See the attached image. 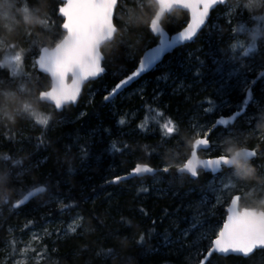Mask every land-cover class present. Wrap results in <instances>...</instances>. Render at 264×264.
Here are the masks:
<instances>
[{
	"label": "trees",
	"instance_id": "obj_1",
	"mask_svg": "<svg viewBox=\"0 0 264 264\" xmlns=\"http://www.w3.org/2000/svg\"><path fill=\"white\" fill-rule=\"evenodd\" d=\"M50 2L54 7L59 6V0ZM23 3L24 0H17V20L13 23V29H5L0 25V40L4 41V46L18 41L26 30H32L38 39L43 40L44 46H53L54 44L49 45L47 39L36 32L39 25L26 19L22 11ZM140 3L144 4V0H127L115 22L120 26L125 25L121 20L122 14L125 10L129 12L133 8H139ZM39 6V0H34L33 7ZM155 10L154 6L149 9L150 12ZM224 10L212 16V23L216 21L218 27L205 28L195 42L171 51L157 68L126 90L130 91L145 82L143 101L139 99V95H122L113 104L105 106L102 99L105 89H111L117 82L119 77L115 73L126 71L128 67L117 49L115 59L107 66L106 75L84 87L75 107L66 106L62 113H54L51 107L38 109L41 113L52 116L50 128L45 129L31 120H20L15 124L11 121H0V157L7 155L21 160V166L25 170L24 176L11 189V202H16L33 189V185L46 188L42 195L27 203L23 210H17L14 214L9 204L0 211V264H4L3 246L11 248L18 228H25L28 221H33L29 226L31 227L40 225L45 219L58 217L60 223L69 221L73 216L78 217L79 225H83L82 237L76 238L72 233L55 240L47 239L42 244L46 255L39 264H191L192 257L188 256L186 247L180 248L178 243L172 247H163V242L165 237L179 236L177 231L188 223L191 213L188 209L196 199L197 190L203 189L214 175L201 173L195 182L186 176L178 178L181 174L176 172L173 159L176 152L170 151V146L158 148L159 136L153 135L151 129L166 122L169 116L186 123L211 120L214 115L228 116L245 99L243 88H233L232 76L236 77L238 74L232 71V65L226 61V57L230 44L236 45L237 58L240 57V52L244 53L250 40L247 39L243 46L231 43L230 28H238L240 25L245 28L247 24L241 19L233 18L229 25L225 19L216 18ZM187 18V13L182 10L178 14L172 13L171 19L176 23L167 24L168 20L165 19L163 23L166 24V31L169 34L178 31ZM53 21L57 25L56 31L62 32L58 27L61 19L53 16ZM135 30L143 37L135 53L138 61L145 48L156 44L157 37L150 34L148 24ZM2 57L3 53L0 52V61ZM248 58L255 67L264 64V52L250 53ZM218 68L223 71L218 72ZM22 70L34 77L37 75L32 67L31 55L25 60ZM197 70L201 73L199 77L195 76ZM7 71L5 69L3 75ZM39 75L44 82L50 84L46 75ZM229 76L230 81L225 83V78ZM254 88L255 102L248 108L250 114L256 111L255 103H264V85L259 79ZM208 99L214 101V104L207 105L214 112L206 116L201 105ZM218 108L220 110L216 113ZM80 113L86 115L80 117ZM121 118L126 121L124 125L118 124ZM141 123L150 129L147 134L137 129V125ZM5 124L14 136L11 142L6 136ZM239 127L244 133L241 137L242 145L258 147V137L264 134V126L257 121L253 122L252 129L255 128L256 136L249 135L252 129L245 122L241 121ZM42 133L44 144L40 145L39 138ZM247 133L248 136H245ZM113 141L117 148L126 142L133 145L128 150L132 154L122 155L115 150L112 153L103 151ZM86 143L91 146V151L87 158H83L80 145ZM190 147V143L186 141L185 148ZM180 151L183 153L185 150ZM137 163H147L155 169L170 165L171 171L129 179L120 184L108 183L117 175H126ZM256 164L264 165V160L257 159ZM142 187L148 191L142 192ZM49 195L57 200L56 204L50 209L41 208L39 201ZM254 199L241 201L242 207L246 203L252 206ZM141 209L146 215L140 212ZM211 210V216L203 215L199 219L212 223L208 231L213 232L214 224L220 226L223 223L225 209L222 207ZM43 215H46L45 219L41 218ZM129 220L132 221L131 229L126 227ZM153 221L157 226L154 233L151 232ZM143 232H148L149 235L141 247L136 241ZM208 236H212V233ZM125 238L128 242H125ZM196 238L189 233L185 241L191 242ZM198 245L207 247L208 240H200ZM113 248L117 253L115 257L105 260L97 255L101 251L107 253ZM214 264H264V252H255L247 259H217Z\"/></svg>",
	"mask_w": 264,
	"mask_h": 264
},
{
	"label": "snow or ice",
	"instance_id": "obj_2",
	"mask_svg": "<svg viewBox=\"0 0 264 264\" xmlns=\"http://www.w3.org/2000/svg\"><path fill=\"white\" fill-rule=\"evenodd\" d=\"M39 2V7H33L34 0L32 2L24 0L22 11L26 19H31L39 25L36 32L47 39L49 45L54 44V47L44 46L43 40L38 39L32 30H26L18 41L0 48V52L3 53V60L0 61V97L16 101L15 110L7 113L8 121L15 124L20 120H31L45 129L50 128L52 116L45 115L38 109L51 107L54 113H62L66 106L76 104L83 87L106 75L108 64L115 59V50H119L123 62L128 67L126 71L115 73L114 75L119 77L117 82L111 89H105L102 97L105 106L113 104L127 89L142 79L161 60L163 54L173 50L177 45L186 47L188 43L195 42L205 28L218 27L212 23L214 13L225 9L228 24L231 25L233 16L243 17V9L250 12L264 9V0H247V3L235 0L231 6L229 0H150L156 11L148 22V31L158 38V45L151 49L146 48L143 57L137 61L135 53L143 37L138 34L139 31L130 27V24L138 19L135 8L128 12V24L120 26L115 22L117 14H121V8L127 0H59L58 7H54L50 0ZM139 8L144 10V4L140 3ZM181 10H187L189 16L178 32L169 36L163 21L167 19V24H175L171 14H178ZM53 16L61 18L58 27L63 32L56 31L57 25L53 21ZM251 18L264 21V15H253ZM230 31L234 33L231 39L235 40L237 35L246 32V29L240 25L238 28H230ZM248 35L250 43L244 51L245 62L236 65L235 44H230L229 50L233 54L226 57V61L232 65V71L239 75L237 86H242L245 92V99L232 113L227 117L223 114L214 115L211 120L196 123H186L169 116L166 122L151 129L153 135L159 136L158 148L170 146L169 150L176 152L177 155L173 159L176 172L181 174L178 178L186 176L195 182L202 171L214 174V181H218L219 186L230 193L226 219L222 226H218V230L212 232L214 238L205 235L208 245L198 246L197 255L202 259H198L197 264H214L217 259L241 256L248 258L257 251L264 252V165L256 164L257 159L264 160V134L258 137V147L249 148L242 145L241 137L244 133L239 127L241 121L250 129L254 121L264 126V103H255L256 111L251 114L248 112L249 106L255 102L254 86L257 79L264 83V64L260 65L262 70L255 73L251 64L246 62L249 54L257 51V41L264 47V23ZM29 55L32 56V67L37 72L35 77L22 70ZM5 69L8 71L3 75ZM217 71L222 72L223 69L218 68ZM249 71L255 73V78L248 77ZM39 73L50 77L51 83L44 82ZM200 75V71L197 70L195 76ZM139 93V99L143 101L144 89H139ZM211 104H214V101L208 99L201 105L206 116L214 112L212 107L207 106ZM85 115L86 113H80V117ZM125 123L124 118L118 121L119 125ZM5 128L6 136L11 142L14 136L7 124ZM137 129L144 134L150 131L143 123L138 124ZM249 135L256 136L255 129H252ZM186 141L190 143V149L185 148ZM39 144H44L43 133L39 138ZM131 147L133 145L126 142L117 148L116 142L113 141L108 147L103 148V151L112 153L115 150L122 155H131L132 153L128 151ZM181 149L185 151L182 153ZM80 151L83 158H87L91 146L87 143L80 145ZM201 153L206 154L207 158H200ZM21 165V160L15 157L7 155L0 157V184L13 189L17 181L24 176L25 170ZM170 171V165L154 169L150 164L137 163L126 175H117L108 183L120 184L141 177L142 174L155 176L158 172ZM45 190V187L33 185V190L27 191L23 198L18 199L16 203L10 202L14 214L17 210H23L31 198ZM140 190L148 191L144 187ZM253 198L255 199L252 206L247 203L242 208L238 206L241 201ZM140 212L146 215L143 209ZM80 219L82 220V217ZM32 224L33 221H28L25 228ZM126 227L131 229V220L127 222ZM156 227V222L153 221L151 232H156ZM192 227L195 229L196 225L193 224ZM82 228L83 225L80 224L71 227L70 231L76 238H80L83 235ZM63 234L67 235L66 232ZM188 234L187 229L180 233L181 237ZM148 235V232H143L136 243L143 247ZM34 239L39 237L34 236ZM125 242H128L127 238ZM167 242L171 243V238H168ZM11 248L5 264H21V261L15 259V253L19 251L20 255L24 256L27 246L21 249L13 240ZM31 251L35 254L37 264L46 255V251L35 247H32ZM97 255L107 260L115 257L117 253L113 248L107 253L101 251Z\"/></svg>",
	"mask_w": 264,
	"mask_h": 264
},
{
	"label": "rangeland",
	"instance_id": "obj_3",
	"mask_svg": "<svg viewBox=\"0 0 264 264\" xmlns=\"http://www.w3.org/2000/svg\"><path fill=\"white\" fill-rule=\"evenodd\" d=\"M234 2L235 0H229V6H231V4ZM241 3H247V0H241ZM16 4H17V0H0V25L1 27L3 26L5 29H13L14 27L13 23L15 20H17V17H16L17 5ZM253 15H264V10H255L254 12H250L247 9H243L242 18L237 17V16L232 17V20L233 18L241 19L244 23L247 24V26L245 27L246 32L239 33L235 40L233 39L230 40L231 43L235 42L239 46L246 45L247 39L250 40V36L248 35V33H250L253 29L259 27L261 23H264V21H257V20L254 21V19L251 18ZM216 18L225 19L226 23H228V17L226 15V10H224L221 14L216 15ZM213 24L216 25V21H214ZM231 35H232L231 36L232 38L234 33L231 32ZM4 45H5L4 41L0 40V48L4 47ZM257 51L259 53L264 52V47L261 46L259 41H257ZM232 54L233 53L231 51H228L227 57ZM243 57H244V53L240 52V57L237 58L236 60L237 66L245 62V59ZM2 60H3V57H2ZM246 62L251 64L252 68L255 69V73H258L260 71V67L253 66V62L249 58H246ZM255 73L252 71H249L247 75L251 79V78H255V77H251L252 75L255 76ZM220 79L222 78L220 77ZM225 79L227 82H229L231 78L229 76V77H226ZM232 80H234V82H232L233 88H237V89L242 88V86H237L239 75H237L236 77L232 76ZM144 83L145 82H141L140 84L135 86V88L131 89L130 91L125 92L123 94L124 97L140 95L139 89L141 88L144 89L145 87ZM262 84L264 85V83ZM133 93H135V95H133ZM219 110L220 109L218 108L215 112L218 113ZM200 122H203V121H200ZM245 136H248V133L245 134ZM200 156L207 158L206 154L204 153H201ZM153 182L156 183V180H154ZM154 188H156L155 185H154ZM229 196H230V193L224 191L223 188L219 186V182L214 181V178H211L204 185L203 189L199 188L197 190L196 199L193 200L190 208L188 209L190 210L191 213L189 212L190 214H189L188 221H187L188 223L186 224V226L182 227L179 231H177V234H179V236H176L175 238H172L171 236L165 237V240L163 242L164 243L163 247H165V245L172 247V246L177 245L178 243V245L180 244V248L182 246L187 248L186 252L189 253L188 256L192 257L191 264H197L198 259H201V257L197 255L198 246H200L198 245V243L200 240L207 241V239H205V235L212 233L211 231H208L212 223L206 222L205 220L203 219L201 220L199 218L202 217L203 215L211 216L212 215L211 209L222 208V207L227 206L230 200ZM56 202L57 200L52 195H49L43 201L40 200L39 205L41 206V208L46 207L47 209H50L54 206V204H56ZM46 215H43L41 218L45 219ZM58 220H59L58 217L57 219L50 218V219H45V221L41 223L40 225H34L29 228H24V227L18 228L17 233L14 238L16 241V244L21 249H24L27 246V250L24 256H21L19 251H17L15 253V259L18 261H21V264H37L35 254L31 251L32 247L38 248L41 251H43L42 244H44V242L47 241V239L55 240V239H58V238H61L67 235L69 236L70 234H72V232L70 231V228L79 225V219L76 216L71 217L69 221H66V222L59 223ZM74 221L75 223H73ZM193 224L196 225L195 229L192 227ZM212 227H214L213 228L214 230H218V226H216L215 224ZM186 229L188 233L195 235L197 238L191 242L190 241L186 242L185 241L186 236L181 237L180 235V233L184 232ZM45 230H47V232ZM65 232L67 233V235L63 234ZM48 233H51V235H49ZM34 236L39 237V239H34ZM168 238H171V241H172L171 243L167 242ZM183 241L186 243H184ZM11 251H12V248L3 246V253L5 255L4 264L8 258V255L11 253ZM44 258L45 256L40 259L39 263L42 262Z\"/></svg>",
	"mask_w": 264,
	"mask_h": 264
},
{
	"label": "clouds",
	"instance_id": "obj_4",
	"mask_svg": "<svg viewBox=\"0 0 264 264\" xmlns=\"http://www.w3.org/2000/svg\"><path fill=\"white\" fill-rule=\"evenodd\" d=\"M153 6L148 3V0H144V10L140 8H135V15L138 19L130 24V27L135 29H142L147 26L151 15L156 11H149ZM256 10H264V9H256ZM121 20L123 23L128 24V12L125 10L124 15L121 16ZM16 101L11 100L6 97H0V121L9 122L7 120V113L15 110ZM12 190L7 188L4 185H0V211H2L7 205L10 204L12 198Z\"/></svg>",
	"mask_w": 264,
	"mask_h": 264
},
{
	"label": "water",
	"instance_id": "obj_5",
	"mask_svg": "<svg viewBox=\"0 0 264 264\" xmlns=\"http://www.w3.org/2000/svg\"><path fill=\"white\" fill-rule=\"evenodd\" d=\"M182 11L186 12L187 15L189 16V13L187 12V10H182ZM61 30H62V29H61ZM62 32H63V30H62ZM177 32H178V31H176V32H174V33H171V34L168 33V34H169V36H171V35L176 34ZM150 34H151V33H150ZM191 43H192V42H191ZM188 44H190V43H188ZM157 45H158V40H157L156 45H154V46H152V47H149V48H147V49L154 48V47H156ZM180 46H181V45H177V47L174 48L173 50H175V49H177V48H180ZM52 47H54V46H52ZM173 50H171V51H173ZM171 51H169V52L163 54L161 60L158 61L157 64L154 66V68H153V69H150L149 72L153 71V70H154V69H155V68H156V67H157V66H158V65H159L164 59H165L164 57H166ZM144 52H145V51H143V53L141 54V56H140L139 59H141V58L143 57ZM149 72H148V73H149ZM39 74H40V73H39ZM41 74H44V73H41ZM146 74H147V73H146ZM146 74H145V75H146ZM44 75H46V74H44ZM145 75H144V76H145ZM48 78H49V81H50V83H51L50 77H48ZM68 83L70 84L71 81H68ZM134 84H135V83H134ZM134 84H133V85H134ZM133 85H132V86H133ZM132 86H131V87H132ZM83 89H84V87H83ZM83 89H82V91H83ZM81 94H82V92H81ZM80 96H81V95H80ZM80 98H81V97H79L78 102H79ZM78 102H77V103H78ZM77 103L74 104V105H71V106H72V107H75V106L77 105ZM225 117H227V116H225ZM200 158L204 159V158L201 157V156H200ZM154 169H155V168H154ZM201 173H205V172L202 171ZM178 174H179V173H178ZM205 174H209V173H205ZM212 175H214V174H212ZM150 176H152V175H143V174H142L141 177H150ZM40 187H42V186H40ZM31 190H33V189H31ZM26 193H27V192H26ZM26 193H25V194H26ZM43 193H44V192H43ZM43 193H40L38 196L42 195ZM38 196H36V197H38ZM36 197L31 198L27 203H29L30 201H32V200H33L34 198H36ZM21 198H23V196H21ZM16 202H17V201H16ZM16 202H14V203H16ZM229 206H230V200H229L228 205L225 207V216H224V219H226V216H227V208H228ZM238 206L242 208V206H241V202L239 203ZM224 219H223V220H224ZM257 252H258V251H257ZM250 256H252V255H250ZM250 256H249V257H250ZM241 257H242V256H241ZM242 258H244V257H242ZM201 259H202V258H201ZM244 259H247V258H244Z\"/></svg>",
	"mask_w": 264,
	"mask_h": 264
}]
</instances>
